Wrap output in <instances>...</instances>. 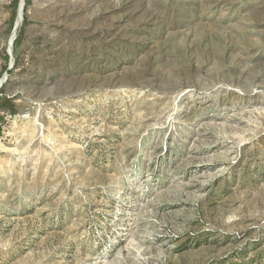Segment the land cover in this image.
Masks as SVG:
<instances>
[{"label": "rangeland", "instance_id": "obj_1", "mask_svg": "<svg viewBox=\"0 0 264 264\" xmlns=\"http://www.w3.org/2000/svg\"><path fill=\"white\" fill-rule=\"evenodd\" d=\"M21 1L0 264H264V0Z\"/></svg>", "mask_w": 264, "mask_h": 264}, {"label": "bare ground", "instance_id": "obj_2", "mask_svg": "<svg viewBox=\"0 0 264 264\" xmlns=\"http://www.w3.org/2000/svg\"><path fill=\"white\" fill-rule=\"evenodd\" d=\"M23 1H24V0L21 1V10H22V8H23V4H24ZM21 10H20V11H21ZM17 26H18V24L16 25V28H17ZM14 35H15V36H14V38H15V37H16V32H14ZM2 83H3V81H0V87H1V84H2Z\"/></svg>", "mask_w": 264, "mask_h": 264}, {"label": "water", "instance_id": "obj_3", "mask_svg": "<svg viewBox=\"0 0 264 264\" xmlns=\"http://www.w3.org/2000/svg\"><path fill=\"white\" fill-rule=\"evenodd\" d=\"M23 11H24V10H23ZM16 31H17V28L14 29V32H16ZM15 38H16V37H15ZM15 38H14V39H15ZM13 43H14V41L11 42V44H10V46H11L12 48H13Z\"/></svg>", "mask_w": 264, "mask_h": 264}]
</instances>
